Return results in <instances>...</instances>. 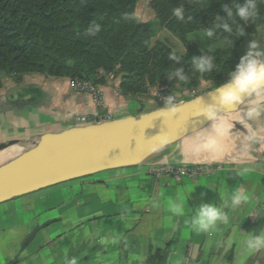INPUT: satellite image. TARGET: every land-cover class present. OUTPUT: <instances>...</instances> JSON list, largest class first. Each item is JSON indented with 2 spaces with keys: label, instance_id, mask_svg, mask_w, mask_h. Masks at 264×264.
I'll return each instance as SVG.
<instances>
[{
  "label": "crops",
  "instance_id": "0c3cea01",
  "mask_svg": "<svg viewBox=\"0 0 264 264\" xmlns=\"http://www.w3.org/2000/svg\"><path fill=\"white\" fill-rule=\"evenodd\" d=\"M144 1L137 3L136 15L147 22L156 14L150 0L143 10ZM259 39L264 44V33ZM30 84L44 91L35 102L17 93ZM118 84L110 77L101 84L100 105L90 93L75 91L68 77L35 74L17 83L11 95H0V142L80 125L76 118L82 115L104 121L159 107L153 94L125 95ZM206 86L203 91L213 88ZM201 92L192 95L180 86L178 101ZM240 111L243 117L236 115ZM250 111L228 118L224 134L210 147L203 135L159 162L72 179L0 203V264H149L157 248L165 250V264H264V250L249 254L241 243V232L264 231V155H258L264 144L257 142ZM236 130L248 136L246 142ZM160 163L205 164L213 171L177 178L153 173ZM241 187L250 201L236 209L222 205L227 225L211 233L191 229L192 208L219 205ZM181 197L186 213L178 216L170 203Z\"/></svg>",
  "mask_w": 264,
  "mask_h": 264
},
{
  "label": "trees",
  "instance_id": "16d2710c",
  "mask_svg": "<svg viewBox=\"0 0 264 264\" xmlns=\"http://www.w3.org/2000/svg\"><path fill=\"white\" fill-rule=\"evenodd\" d=\"M138 1L0 0V71L14 75L16 81H21L24 73H44L97 84L112 74L125 95H147L150 87L161 85L166 87V98L172 96L176 103L173 90L177 85L185 91L198 89L202 81L213 88L225 82L239 62L237 50L264 33V0H256L259 14L255 19L243 22L237 17L236 22H230L231 33L216 29L212 38L206 36L209 44L224 41L214 49H201L188 34L215 28L217 16L226 17L224 4L235 12L236 5L245 0H150L156 16L147 22L136 15ZM178 6L184 9L185 22L173 15ZM92 22L101 25L95 36L87 32ZM162 28L185 48L179 63L170 59L178 56L167 42L160 38L153 41ZM241 28L244 36L239 35ZM208 52L216 67L200 73L193 67L194 56ZM177 67L184 69L186 80L168 81V74ZM43 94L35 84L18 92L22 97L30 95L29 102ZM147 262L165 264V250L157 248Z\"/></svg>",
  "mask_w": 264,
  "mask_h": 264
},
{
  "label": "water",
  "instance_id": "95a60500",
  "mask_svg": "<svg viewBox=\"0 0 264 264\" xmlns=\"http://www.w3.org/2000/svg\"><path fill=\"white\" fill-rule=\"evenodd\" d=\"M216 87L176 102L175 115L162 113L159 106L137 115L74 125L33 138L1 141L0 149L21 144L40 146L55 139L32 156L17 153L0 160V203L72 179L159 162L264 92L245 97L234 109L220 108L217 119L210 122L203 109L212 102ZM35 232L36 229L28 240Z\"/></svg>",
  "mask_w": 264,
  "mask_h": 264
},
{
  "label": "clouds",
  "instance_id": "9594fccd",
  "mask_svg": "<svg viewBox=\"0 0 264 264\" xmlns=\"http://www.w3.org/2000/svg\"><path fill=\"white\" fill-rule=\"evenodd\" d=\"M226 17L217 16L215 28L208 29L206 36L212 38L216 29L231 33L233 31L230 22H236L237 17L240 21L249 22L258 16V7L256 0H245L244 4H237L235 12L229 4L223 5ZM173 15L178 21L185 22L184 9L182 6L175 7ZM188 19H191L189 17ZM101 31V25L96 22L90 23L87 32L95 36ZM245 29H239V35L244 36ZM210 52V50H209ZM208 53L194 56L193 67L200 73L212 72L216 65L212 56ZM170 59L179 63V57L171 56ZM186 74L182 67H177L168 74L167 80L185 81ZM264 90V46L260 40L252 39L248 42L247 51L239 59L233 70L228 73V79L216 87L212 96V102L207 103L203 109L205 119L214 121L218 117V110L234 109L245 97ZM162 113L175 115L178 111V105L174 98L169 96L165 99ZM215 131V130H213ZM215 143L212 137H209L208 146ZM250 201V196L244 188H237L229 194L228 201H222L219 205L216 203H201L198 207L192 208L190 226L198 233H211L219 224L227 225L229 216L222 210V205L227 203L232 209H236ZM170 211L175 215H184L186 213V204L181 197L180 202H171ZM243 237L241 243L244 250L249 253H255L264 250V231L259 233L241 232ZM233 240L227 241V247H231Z\"/></svg>",
  "mask_w": 264,
  "mask_h": 264
},
{
  "label": "rangeland",
  "instance_id": "374dc122",
  "mask_svg": "<svg viewBox=\"0 0 264 264\" xmlns=\"http://www.w3.org/2000/svg\"><path fill=\"white\" fill-rule=\"evenodd\" d=\"M141 0L138 1V4L140 3ZM149 1V0H148ZM148 1H144V6H143V10L146 7H149V3ZM142 8V7H141ZM140 8V9H141ZM151 9V7H150ZM262 34L258 35L257 37H255L254 39H258L261 37ZM157 38H160L162 40H164L165 42H167L175 51L176 55L179 57L181 54H183L185 52V48L182 44V42L176 38L171 32H169L167 29L162 28L159 30L158 34L156 37H154L153 41H156ZM188 39L192 42H195L196 44H198V46L202 49H214L220 45L223 44V40L220 42H217L215 44H209L207 37H206V32L203 30H197V31H192L188 34ZM248 42H244L242 44V46L237 50V55L238 56H242L245 54V52L247 51V46H248ZM260 43L262 46H264L263 42ZM47 75L44 73H24L22 75V79L21 81H29L30 79H32L34 77V75ZM50 76V75H47ZM114 78L112 74L108 75L107 78ZM106 78V80H107ZM21 81H16L15 76L12 74H7L3 71H0V95L3 96H7V95H11L13 93V91H16V89L13 90V87L17 84L20 83ZM72 81V80H71ZM101 86V84H99ZM180 87V85H177L175 87V89L173 90V94L176 95L177 99V88ZM206 83L205 81H202L201 85L198 87V89H189L190 93L196 94L198 92L203 91L204 89H206ZM22 88H19V91H22ZM164 90H166L165 86H154V87H150L149 90V94H153L154 98L157 100L158 105L160 104V102H164L166 99V96L164 94ZM36 93V90L34 91V94ZM16 94V93H15ZM242 109H250V114L249 117L252 121L251 127L253 128V130L255 131V135L257 137V142L258 144L262 143L264 144V93H261L260 95H258L256 98H254L251 102H249L244 108ZM242 111L239 112V114ZM239 114H236L237 116ZM233 115H231L229 118H232ZM234 129V128H232ZM235 130V129H234ZM235 132H239V131H235ZM239 137H240V142H246L247 137L245 134H242L241 132L238 133Z\"/></svg>",
  "mask_w": 264,
  "mask_h": 264
},
{
  "label": "built area",
  "instance_id": "2783aa9c",
  "mask_svg": "<svg viewBox=\"0 0 264 264\" xmlns=\"http://www.w3.org/2000/svg\"><path fill=\"white\" fill-rule=\"evenodd\" d=\"M72 88L77 92H87L90 93L93 99L98 104H103L104 101V91L101 86L90 80H75L71 81ZM195 95L194 92L191 93ZM77 123L85 124L93 121H97L96 116L82 115L76 118ZM213 171L211 165L205 164H186V163H160L152 168L153 173L174 175L177 178L188 177L192 178L197 174L209 173Z\"/></svg>",
  "mask_w": 264,
  "mask_h": 264
},
{
  "label": "bare ground",
  "instance_id": "6f19581e",
  "mask_svg": "<svg viewBox=\"0 0 264 264\" xmlns=\"http://www.w3.org/2000/svg\"><path fill=\"white\" fill-rule=\"evenodd\" d=\"M262 93H264V92H262ZM237 114H239V112ZM238 116L243 117L241 114H239ZM226 120H224L220 124L214 126L212 129L207 131L204 135H208L209 137H212V135H216V136L212 137L213 139L223 135L224 134L223 130L227 126V123L225 122ZM213 130H215V131H213ZM54 141H55V139L54 140H49L44 145H40V146L39 145L35 146V145L21 144L18 147L1 148L0 149V160L6 158L8 156L15 155L17 153H24L26 155L32 156V155L37 154L38 152H40L42 149L46 148L48 145H50ZM258 155H264V154L258 153Z\"/></svg>",
  "mask_w": 264,
  "mask_h": 264
}]
</instances>
